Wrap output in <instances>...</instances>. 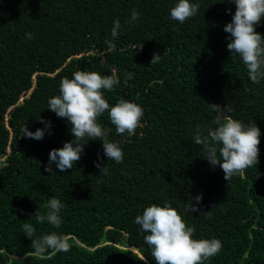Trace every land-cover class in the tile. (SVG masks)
<instances>
[{"label":"trees","instance_id":"trees-1","mask_svg":"<svg viewBox=\"0 0 264 264\" xmlns=\"http://www.w3.org/2000/svg\"><path fill=\"white\" fill-rule=\"evenodd\" d=\"M178 2L0 0V264H155L149 233L134 221L166 203L195 228L193 239L221 241L205 264H264V80L253 84L241 58L227 50L223 29L235 3L189 0L197 14L180 24L170 17ZM133 9L139 18L129 22ZM255 30L264 38V19ZM154 54L160 57L151 62ZM113 69L120 82L104 93L110 106L124 99L144 109L132 136L117 135L107 112L98 118L123 162L108 160L100 141L83 140L72 169L60 172L53 163L56 174L45 172L49 152L73 140L71 123L48 109L61 80ZM210 104L233 108V119L261 133L257 166L228 181L194 142L197 128L207 135L217 127ZM41 119L51 123L43 139L23 137L25 126L44 129ZM50 198L65 205L59 228L36 221ZM25 223L34 227L32 237ZM53 232L68 238L70 251L34 255L32 240Z\"/></svg>","mask_w":264,"mask_h":264},{"label":"clouds","instance_id":"clouds-1","mask_svg":"<svg viewBox=\"0 0 264 264\" xmlns=\"http://www.w3.org/2000/svg\"><path fill=\"white\" fill-rule=\"evenodd\" d=\"M235 3L236 10L231 23L224 27V32L230 34L231 42L227 44V50L231 55H237L247 68L248 78L253 84H259L264 80V38L256 32L255 26L264 19V0H229ZM199 5L190 3L189 0H179L171 9L170 17L184 24L188 19L197 14ZM230 10H226L228 14ZM139 13L133 9L129 22H135ZM120 22H113L111 35L113 38L119 34ZM31 39V34H26ZM112 48L115 47L110 41ZM160 55L154 54L151 62L157 61ZM113 69V75L102 76L97 72L77 71L72 78H63L60 82L59 95L48 101V109L59 118H65L71 123V135L73 140L65 142L60 149L49 152L48 164L44 171L56 174L52 170V164L60 172L72 169L81 159L84 146L81 141H100L104 155L108 160L119 164L123 162L124 153L118 143L109 142L108 130L98 123V118L108 113L111 124L115 126L117 135H135L136 129L141 127L144 109L134 102L121 99L115 106H110L104 97L105 91L112 92L119 84V79ZM133 78L132 73H126L125 79ZM209 107L217 113L214 123L217 127L209 129L207 135H202L197 128L194 142L201 145L209 164L213 167L219 165L224 173V179L228 181L235 175H243L251 167L259 163L260 130L252 123L245 125L239 120L233 119L229 113L234 109L210 104ZM45 125L44 129H37L34 133L23 129V137L34 140L43 139L45 132L51 127L49 121L40 120ZM50 134V132H49ZM75 145V146H73ZM219 145V148L217 147ZM219 152V156L217 153ZM100 173L108 174L106 166L95 165ZM196 201L201 200L197 196ZM45 207L49 210L46 215H36L37 223L45 220L55 228L62 224L59 215L65 207L59 199L50 198ZM191 211H198L191 206ZM145 233V243L151 249V255L155 264H205V261L219 254L222 243L218 239H193L194 227H189L176 209L169 204L163 207L151 205L144 209L142 215H138L134 221ZM23 230L27 237H32L35 229L29 224H23ZM34 255L43 257L50 250L53 253L68 252L71 245L68 238L53 232L42 238L32 240Z\"/></svg>","mask_w":264,"mask_h":264},{"label":"bare ground","instance_id":"bare-ground-1","mask_svg":"<svg viewBox=\"0 0 264 264\" xmlns=\"http://www.w3.org/2000/svg\"><path fill=\"white\" fill-rule=\"evenodd\" d=\"M134 88H135V86H134ZM132 92H133V91H132ZM128 93H129V92H128ZM132 95H133V94H132ZM132 95H131V96H132ZM145 95H146V94H145ZM134 96H135V95H134ZM146 99H147V98H146ZM134 100H135V99H134ZM138 101H139V100H138ZM138 101H137V102H138ZM185 146H186V145H185ZM183 147H184V146H183ZM72 211H73V210H72ZM74 212H75V211H74Z\"/></svg>","mask_w":264,"mask_h":264},{"label":"rangeland","instance_id":"rangeland-1","mask_svg":"<svg viewBox=\"0 0 264 264\" xmlns=\"http://www.w3.org/2000/svg\"><path fill=\"white\" fill-rule=\"evenodd\" d=\"M134 251V250H133Z\"/></svg>","mask_w":264,"mask_h":264}]
</instances>
